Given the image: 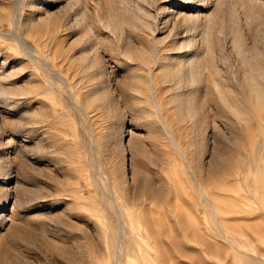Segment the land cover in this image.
<instances>
[{
    "label": "rangeland",
    "instance_id": "rangeland-1",
    "mask_svg": "<svg viewBox=\"0 0 264 264\" xmlns=\"http://www.w3.org/2000/svg\"><path fill=\"white\" fill-rule=\"evenodd\" d=\"M0 264H264V0H0Z\"/></svg>",
    "mask_w": 264,
    "mask_h": 264
},
{
    "label": "bare ground",
    "instance_id": "bare-ground-1",
    "mask_svg": "<svg viewBox=\"0 0 264 264\" xmlns=\"http://www.w3.org/2000/svg\"><path fill=\"white\" fill-rule=\"evenodd\" d=\"M248 1H249V0H248ZM250 2H251V1H250ZM248 3H249V2H248ZM251 3H252V2H251ZM245 4H246V3H245ZM256 4H257V3H256ZM247 5H248V4H247ZM253 6H254V5H253ZM247 7H248V6H247ZM249 8H250V7H249ZM253 9H254V8H253ZM253 9H252V10H253ZM250 10H251V9H250ZM16 16H17V14H16ZM16 16L14 15V22L16 21V18H17ZM15 17H16V18H15ZM15 34H16V33H15ZM16 36H17V34H16ZM17 38H18V37H17ZM18 39H19V38H18ZM20 41H21V40L19 39V42H20ZM21 42H22V41H21ZM21 42H20V43H21ZM22 45H23V44H22ZM23 47H24V46H23ZM23 47H22V48H23ZM25 49H26V47H25ZM251 72H252V71H251ZM251 72H250V73H251ZM256 73H258V72H256ZM257 75H258V77H259V74H257ZM260 76H261V75H260ZM251 77H255V76H251ZM251 79H252V78H251ZM256 79H257V78H254L253 80L257 81L258 79H257V80H256ZM253 80H251V81H253ZM259 80H262V78L259 79ZM259 80H258V81H259ZM258 81H257V82H258ZM258 83H259V82H258ZM258 83H257V84H258ZM253 84H254V83H253ZM253 84H252V85H253ZM259 85H260V84H259ZM259 85H258V86H259ZM254 86H257V85H253L252 88H253ZM258 86H257V87H258ZM260 87H261V86H260ZM217 88H218V87H217ZM254 88H255V87H254ZM254 90H255V89H254ZM258 90H260V88H258ZM255 92H256V91H255ZM256 93H257V92H256ZM258 96H260V95H258ZM258 96H257V98H258ZM150 259H151V258H150Z\"/></svg>",
    "mask_w": 264,
    "mask_h": 264
}]
</instances>
